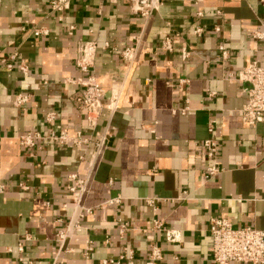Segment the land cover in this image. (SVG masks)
Masks as SVG:
<instances>
[{"label":"crops","instance_id":"1","mask_svg":"<svg viewBox=\"0 0 264 264\" xmlns=\"http://www.w3.org/2000/svg\"><path fill=\"white\" fill-rule=\"evenodd\" d=\"M51 1L0 0V264H128L116 262L124 249L132 264H147L152 247L161 252L155 264H214L211 219L264 231V123H242L249 85L234 78L251 63L264 67V40L252 36L264 32L261 0H163L148 19L126 0H72L59 18ZM36 28L48 35L35 37ZM168 37L173 50L163 52ZM87 41L98 49L81 73L76 60ZM182 48L190 53L184 61ZM125 49L133 50L130 62L120 55ZM90 76L104 91L95 131H108L107 148L84 199L91 212L58 252L55 234L78 219L68 176L89 174L92 147L40 139L24 148L16 137L92 134L74 100L82 93L78 80ZM18 94L29 95L21 107ZM112 98L113 112L106 108ZM50 113L55 119L47 123ZM209 138L222 171L207 180L202 143ZM123 222L129 231L120 237ZM168 229L180 232L179 241L165 240Z\"/></svg>","mask_w":264,"mask_h":264},{"label":"built area","instance_id":"2","mask_svg":"<svg viewBox=\"0 0 264 264\" xmlns=\"http://www.w3.org/2000/svg\"><path fill=\"white\" fill-rule=\"evenodd\" d=\"M72 0H52L50 2L51 12L59 14V18L64 11H66ZM130 4V10L132 13L139 15L143 19L150 18L155 12H157L162 6L163 0H126ZM264 6V0H261ZM197 17H202V13L198 12ZM73 28L69 29L71 32ZM215 31H219L218 28ZM202 29L197 27L193 33L200 37L202 35ZM35 37H46L48 31L44 28H36L33 30ZM253 38L258 40H264V32L253 33ZM107 46H105L106 48ZM97 44L94 41H87L79 47L78 57L76 60V67L81 73H88L93 65ZM161 51L172 52L173 40L171 38H165L161 44ZM218 50L221 54V59H227V51L220 45ZM121 57L127 61L134 59V53L131 49H125L121 52ZM181 59L187 60L190 57V53L185 49H181ZM17 56L13 55L10 61L5 62L4 65L8 70L13 68ZM18 70L26 75L27 66L22 61H17ZM239 82L247 83L248 89H245L246 101L238 111L242 123L255 127L258 124L264 123V67L257 63H251L237 72L234 77ZM82 86V93L75 98L76 105L84 111L86 125L92 130V134L83 135L82 132H77L74 135H69L66 132L60 131L58 133L50 131V133L43 137L38 132H28L24 135L16 137V141L19 146L24 148H31L35 146V142L40 139H48L60 146H71L78 149H86L89 146L92 147L90 159L88 162L89 174L83 178H79L77 175H69L68 181L72 183L69 186V192L72 198V208L77 215V220L72 224H68L65 228L60 229L55 234V241L58 244V252H60L65 245L68 238L69 231L77 229L80 225L79 219L83 218L86 214L91 212V209L84 204L85 196L89 190V184L91 181V173L94 170L97 161H99L106 148H107V132L95 131L98 119L104 106L101 104L100 99L104 95L103 89L97 83L93 76L88 77L86 80H78ZM29 101V95L18 94L15 96L14 105L21 107ZM110 111L117 109V99L112 98L109 104L106 106ZM55 117L53 113L45 116L47 123H52ZM208 132H213V126L209 125ZM205 158L208 165L205 170V179L209 180L218 175L222 168L217 164L218 145L214 139H206L202 143ZM80 160H84V157H80ZM24 190L28 188L21 184ZM0 186V192L2 191ZM119 203V199L107 201L106 205H112ZM149 205H153L152 201ZM154 228L157 230L162 229V224L159 221H153ZM71 226V227H70ZM129 231L127 223H119L118 235L124 237ZM209 234L211 236V259L214 264H231V263H243V264H264V231L256 230L251 227L234 228L227 219L213 218L209 221ZM164 237L168 243H175L180 239V232L177 230H164ZM18 251H23L22 244L18 245ZM132 252L128 249H124V252L118 257L116 262H122L128 260V264H132ZM161 259V252L158 248L152 247L149 260L147 264H155Z\"/></svg>","mask_w":264,"mask_h":264}]
</instances>
